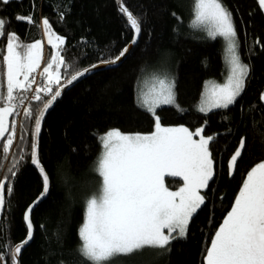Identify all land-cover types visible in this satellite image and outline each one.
Wrapping results in <instances>:
<instances>
[{"label":"trees","instance_id":"16d2710c","mask_svg":"<svg viewBox=\"0 0 264 264\" xmlns=\"http://www.w3.org/2000/svg\"><path fill=\"white\" fill-rule=\"evenodd\" d=\"M193 0H122L141 20L142 30L135 45L117 65L102 64L101 59H113L129 43L133 32L126 24L115 0H10L0 3V16L8 21L6 31H14L18 42L28 44L41 39L42 20L47 18L51 30L65 38L62 55L69 65L61 84L77 71L94 64L101 66L78 78L49 108L38 138V158L50 176L47 197L34 208L31 220L35 232L20 252L19 264H80L76 252L80 240L78 229L83 221L85 200L100 185L93 171L100 152L98 135L117 129L123 133H149L154 130V117L137 106L136 87L148 67L172 57L173 79L177 106L162 105L157 109L162 126H185L190 131L204 127V135L215 140L210 148L214 157V179L206 204L189 223L186 238L172 241L170 250H145L128 258L114 259L111 264H204L206 248L231 209L247 172L257 162L264 161V14L256 0H222L231 11L240 44L239 54L250 65L245 89L229 109L210 113L197 111L204 83L221 82L225 68L221 41L208 39L190 27ZM33 16L36 24L16 21L17 15ZM63 15V19H61ZM6 38L0 37V63L5 54ZM47 44L44 57L48 56ZM101 53L103 57L101 58ZM0 79L2 73H0ZM53 89L57 87L55 83ZM0 91H4L0 87ZM41 96H44L41 93ZM50 97H45V99ZM38 111L43 102L32 101ZM13 116L9 117V124ZM20 120H24L23 115ZM27 132L33 121H25ZM9 133H5L7 136ZM17 128L7 159L0 149V163H12L13 154L23 150L16 173L11 206L4 216L9 231L0 238V245L15 246L27 236L23 214L43 190L42 177L31 164L30 135L20 140ZM246 137L245 149L229 176L227 161ZM19 159L18 155L15 157ZM0 170L4 171L6 170ZM3 177L0 176V179ZM170 189L182 185L179 177H165ZM41 225L45 227L41 229ZM7 251V249H0ZM7 264H11L8 260Z\"/></svg>","mask_w":264,"mask_h":264},{"label":"snow or ice","instance_id":"6c2138e0","mask_svg":"<svg viewBox=\"0 0 264 264\" xmlns=\"http://www.w3.org/2000/svg\"><path fill=\"white\" fill-rule=\"evenodd\" d=\"M0 3L7 5L10 0H0ZM256 4L264 14V0H256ZM117 6L133 32L131 43L134 44L142 30L141 20L122 0ZM60 18L63 19V15ZM16 21L36 24L31 15L25 17L18 14ZM42 24L48 43L56 52L39 72L38 80L37 69L42 61L41 42H17V34L6 31L8 21L0 16V37L6 38L7 51L0 63V73L6 82V92L0 91V149L3 158L7 159L17 127L25 133L21 135V141L30 135L31 164L39 169L43 184L40 195L24 213L25 240L15 246L0 245V249H7L0 251V264H7L8 260L11 264H18L21 249L34 239L31 213L50 191V176L42 167L37 152V140L46 111L61 96V88L101 66L94 64L77 71L70 78L65 77L66 85H62L61 78L69 69L62 55L65 38L51 31L47 18L42 20ZM190 27L204 31L208 39L222 38L225 44V82L205 83L197 111L207 114L216 109H229L244 91L250 73V65L244 63L239 54L240 44L233 15L222 0H193ZM254 44L264 50L259 39ZM128 50L126 46L119 55L108 60H104L101 53V63L114 64ZM53 83L57 85L55 89ZM33 84L37 85L34 89ZM174 89V79L166 74H153L150 83L145 81L137 87V106L154 117L151 133L124 134L112 129L98 135L101 153L94 171L100 178V186L85 200L84 220L78 229L80 244L76 250L80 264H111L114 259L128 258L145 250L166 252L170 250L172 241L186 238L191 219L206 204L207 195L201 190L209 189L214 179L215 161L210 145L215 137L204 135L203 126L194 132L182 125L162 126L157 109L162 105L179 107ZM32 101L43 102V108L34 110ZM260 101L264 105V93H261ZM21 114L24 120L18 122L12 119L9 124L8 117ZM25 121L34 122L30 132L26 131ZM5 133L9 134L5 136ZM245 145L246 137H241L228 160L230 176ZM17 155L19 159L15 158ZM23 159L24 152L21 150L13 154V161L7 167L0 163V170L6 167V170L0 171L3 177L0 179V238L9 231L4 214L10 209L16 173ZM166 176L179 177L183 181L182 186L175 191L169 190L165 184ZM44 227L41 225L42 230ZM204 264H264V161L257 162L247 172L231 209L205 250Z\"/></svg>","mask_w":264,"mask_h":264},{"label":"rangeland","instance_id":"374dc122","mask_svg":"<svg viewBox=\"0 0 264 264\" xmlns=\"http://www.w3.org/2000/svg\"><path fill=\"white\" fill-rule=\"evenodd\" d=\"M192 13H193V2H192ZM193 16V15H192ZM193 19V18H192ZM198 31H199V33H201V35H203L204 37H207L206 36V33L204 32V31H202V30H199V29H197ZM52 31V30H51ZM53 32V31H52ZM42 35H43V37L41 38V39H38L40 42H41V46H42V60H43V58H44V63H43V68L46 66V63L48 62V60L50 59V56L51 55H53V54H55V52H56V49H53L52 48V46L48 43V37L45 35V33H44V29H43V25H42ZM53 40H54V42H55V38L53 37ZM36 40H34V41H32V42H30V43H34ZM220 41H221V53H222V58H223V61H224V48H225V44H224V41L222 40V38H220ZM18 42V41H17ZM29 44V43H28ZM47 44L49 45V47H50V51H49V53H48V56L46 57V59H45V57H44V46L47 48ZM7 54V51H6V48H5V54L4 55H6ZM42 62V61H41ZM171 62H172V57H171V55H166L165 56V58L164 59H162V60H160L158 63H156V64H154V65H152V66H150V67H148L147 68V70L140 76V78H139V80L137 81V87L138 86H141V85H143L144 84V82L145 81H149V83H150V77L153 75V74H158V75H168V76H170V77H172L173 78V70H172V64H171ZM224 68H225V75H224V79H223V81H221V82H216V81H213V80H207V81H205V83L206 82H208V81H213V82H215V83H218V84H223L224 82H225V78H226V75H227V70H226V66H225V62H224ZM53 71H55V68H53ZM1 77V76H0ZM205 83H204V87H205ZM3 87V90H4V92H6V82L4 81V78H3V76H2V78L0 79V87ZM137 87H136V95H137ZM204 87H203V89H202V92L204 91ZM146 90V89H145ZM201 92V93H202ZM264 93V92H263ZM200 99H201V95H200ZM200 99H199V101H198V104H197V106L199 105V103H200ZM197 106H196V108H197ZM8 121H9V117H8ZM152 132V131H151ZM151 132H149V133H151ZM106 133V132H105ZM123 133V132H122ZM124 134H136V133H124ZM140 134H147V133H140ZM195 139H199V137H194ZM101 153V147H100V152H99V154ZM99 154H98V156H99ZM97 156V157H98ZM96 160H97V158H96ZM95 163H96V161H95ZM95 163H94V167H93V171H94V168H95ZM182 183H183V181H182ZM100 186V185H99ZM182 186V185H181ZM179 188V187H178ZM178 188H176V189H170L169 188V190H172V191H175V190H178ZM98 190V189H97ZM96 190V191H97ZM95 191V192H96ZM84 215H85V206H84ZM83 220H84V216H83ZM82 223H83V221H82ZM82 223H81V225H82ZM81 225H80V227H81ZM79 227V228H80Z\"/></svg>","mask_w":264,"mask_h":264},{"label":"water","instance_id":"95a60500","mask_svg":"<svg viewBox=\"0 0 264 264\" xmlns=\"http://www.w3.org/2000/svg\"><path fill=\"white\" fill-rule=\"evenodd\" d=\"M118 2H120V0H115L116 5H118ZM117 7H118V6H117ZM138 37H139V36H138ZM132 39H133V36H132L131 40L129 41V43L126 45V46L128 47L129 50L127 51V53L125 54V56H123L118 62L115 63V65H117L118 63H120V62L126 57V55H127L128 52L131 50V48L135 45V43H134V44L131 43V42H132ZM137 40H138V38H137ZM137 40H136V42H137ZM126 46H125V47H126ZM125 47H124V48H125ZM124 48H123V49H124ZM123 49H122V50H123ZM122 50H121V51H122ZM93 70H94V69H93ZM74 82H75V81H74ZM74 82H73V83H74ZM73 83H72V84H73ZM72 84H71V85H72ZM62 85H66V82L63 83ZM71 85H66L65 87L61 88V89H60V90H61V95H62V94H63V93H64V92H65V91H66ZM58 98H59V97H58ZM58 98H57V99H58ZM55 102H56V101H55ZM55 102H54V103H55ZM42 108H43V106L41 107V109H42ZM48 110H49V109H48ZM48 110L46 111V113L48 112ZM46 113H45V115H46ZM44 117H45V116H44ZM42 123H43V121H42ZM38 138H39V137H38ZM37 144H38V140H37ZM237 146H238V145H237ZM236 148H237V147H236ZM236 148H235V150H236ZM235 150L232 152V154H234ZM37 152H38V147H37ZM232 154H231V155H232ZM231 155H230V157H231ZM230 157H229V158H230ZM229 158H228V160H229ZM33 166H34V165H33ZM34 167H35V166H34ZM35 168H36V167H35ZM36 170L39 172V169L36 168ZM227 170H228V174H229L228 161H227ZM39 174H40V172H39ZM232 174H233V173H232ZM229 176H230V175H229ZM39 195H40V194H39ZM39 195H38V196H39ZM36 199H37V197L31 202L30 205H32L33 202H34ZM28 207H29V206H28ZM28 207L25 209V211L28 209ZM25 211H24V213H25ZM23 218H24V214H23ZM24 222H25V220H24ZM25 224H26V223H25ZM25 238H26V237H25ZM24 240H25V239H24ZM24 240H23V241H24ZM20 243H21V242H20ZM17 244H19V243H17ZM24 247H25V246H24ZM22 249H23V248H22ZM22 249H21V250H22ZM19 255H20V254H19ZM18 264H19V256H18Z\"/></svg>","mask_w":264,"mask_h":264},{"label":"built area","instance_id":"2783aa9c","mask_svg":"<svg viewBox=\"0 0 264 264\" xmlns=\"http://www.w3.org/2000/svg\"><path fill=\"white\" fill-rule=\"evenodd\" d=\"M45 50H46V47L44 46V54H45ZM43 63H44V58H43V60H42V62H41V65H40V68L39 69H37V79L39 80L40 79V77H39V72H41L42 70H43ZM37 85L36 84H33V89L36 87ZM21 116H22V114L21 115H18V116H14V119H16L18 122L20 121V119H21ZM18 128V127H17Z\"/></svg>","mask_w":264,"mask_h":264},{"label":"crops","instance_id":"0c3cea01","mask_svg":"<svg viewBox=\"0 0 264 264\" xmlns=\"http://www.w3.org/2000/svg\"><path fill=\"white\" fill-rule=\"evenodd\" d=\"M194 132V131H193Z\"/></svg>","mask_w":264,"mask_h":264}]
</instances>
